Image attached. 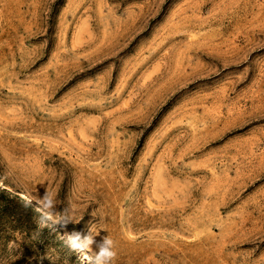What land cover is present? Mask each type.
<instances>
[{"label":"rangeland","instance_id":"obj_1","mask_svg":"<svg viewBox=\"0 0 264 264\" xmlns=\"http://www.w3.org/2000/svg\"><path fill=\"white\" fill-rule=\"evenodd\" d=\"M0 178L70 220L0 187V264H264V0H0Z\"/></svg>","mask_w":264,"mask_h":264},{"label":"clouds","instance_id":"obj_2","mask_svg":"<svg viewBox=\"0 0 264 264\" xmlns=\"http://www.w3.org/2000/svg\"><path fill=\"white\" fill-rule=\"evenodd\" d=\"M41 201V207L44 208L45 215L40 217L41 222L47 224L51 222L50 216L47 213H55L56 200L51 193L45 192L42 197H38ZM28 204H32V201H27ZM70 220L66 215H62L58 220L52 223V227L55 229L56 225L63 226ZM98 231V230H97ZM96 233L89 231L87 234L81 235L80 233L65 234V245L77 255H82L85 258L87 264H112V260L116 255L114 250V241L111 237L106 235L101 242L97 243L96 250L92 249L94 243V237ZM20 249V247L16 248ZM15 250V251H16ZM19 255V252H16Z\"/></svg>","mask_w":264,"mask_h":264},{"label":"bare ground","instance_id":"obj_3","mask_svg":"<svg viewBox=\"0 0 264 264\" xmlns=\"http://www.w3.org/2000/svg\"><path fill=\"white\" fill-rule=\"evenodd\" d=\"M0 185H2L3 187H5V189H7L9 191H15L16 193H19V195L21 197H25L27 200H31L32 203H34V205H35V209H37L43 215L46 214L45 211H44V208H42L40 206L41 205V202H39L40 200L35 199L29 192L24 191V190H20V189H17V188H13L8 183H6V182L4 183V181H2L1 178H0ZM47 214L50 216L49 213H47ZM61 234L64 236L65 234H71V233L68 232V231H64V232L61 231ZM80 256L84 259V262H86L85 261V258L82 255H80Z\"/></svg>","mask_w":264,"mask_h":264},{"label":"trees","instance_id":"obj_4","mask_svg":"<svg viewBox=\"0 0 264 264\" xmlns=\"http://www.w3.org/2000/svg\"><path fill=\"white\" fill-rule=\"evenodd\" d=\"M4 208H7V207H4Z\"/></svg>","mask_w":264,"mask_h":264}]
</instances>
